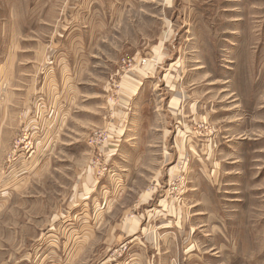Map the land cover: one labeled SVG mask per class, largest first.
Listing matches in <instances>:
<instances>
[{"label":"rangeland","instance_id":"374dc122","mask_svg":"<svg viewBox=\"0 0 264 264\" xmlns=\"http://www.w3.org/2000/svg\"><path fill=\"white\" fill-rule=\"evenodd\" d=\"M0 264H264V0H0Z\"/></svg>","mask_w":264,"mask_h":264}]
</instances>
